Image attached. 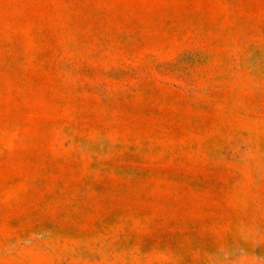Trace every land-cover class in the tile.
Returning <instances> with one entry per match:
<instances>
[{
    "label": "rangeland",
    "instance_id": "1",
    "mask_svg": "<svg viewBox=\"0 0 264 264\" xmlns=\"http://www.w3.org/2000/svg\"><path fill=\"white\" fill-rule=\"evenodd\" d=\"M0 264H264V0H0Z\"/></svg>",
    "mask_w": 264,
    "mask_h": 264
}]
</instances>
